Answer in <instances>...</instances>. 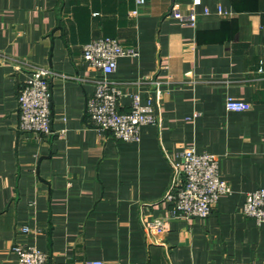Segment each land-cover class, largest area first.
Here are the masks:
<instances>
[{"label":"crops","instance_id":"0c3cea01","mask_svg":"<svg viewBox=\"0 0 264 264\" xmlns=\"http://www.w3.org/2000/svg\"><path fill=\"white\" fill-rule=\"evenodd\" d=\"M263 10L264 0H0V264H18L17 243L49 264H264V222L243 213L247 192L264 187ZM102 36L139 51L109 75L121 111L161 91L162 121L138 141L90 119L102 72L83 51ZM35 66L53 71L50 135L19 127L20 84ZM229 96L245 109H227ZM192 146L218 155L233 192L207 217H171V160ZM166 217L167 231L146 230Z\"/></svg>","mask_w":264,"mask_h":264},{"label":"built area","instance_id":"2783aa9c","mask_svg":"<svg viewBox=\"0 0 264 264\" xmlns=\"http://www.w3.org/2000/svg\"><path fill=\"white\" fill-rule=\"evenodd\" d=\"M145 1L136 0V4L139 7ZM199 3L201 0H194V4ZM138 11L136 7L132 13L136 14ZM209 12V9L205 10V13ZM218 13L226 15L228 11L220 7ZM172 14L187 19L191 24L197 21V13L194 11L184 15L178 8L173 7ZM83 55L95 69L102 72L94 79L95 92L88 99V113L99 132L110 131L117 139L138 141L143 125L161 123L159 107L161 91L158 88L156 99L149 98L143 103L140 96L135 94L130 110L121 111L118 107L121 91L109 75L117 69L120 57L139 55L137 48L124 45L116 37L102 36L87 42ZM18 64L20 67L21 64L25 65L22 61H18ZM29 71V75L20 84L18 93L19 127L25 132L50 135L54 133L51 126L50 87V76L53 71L43 66L32 67ZM226 107L229 110L240 111L245 109L246 104L229 96ZM63 133L64 131H61L60 134ZM179 157V160H171L172 180L164 197L172 205L171 217H207L221 195L233 192L230 183L219 175V157L215 153L199 152L193 146L181 151ZM243 213L258 224L264 222V187L247 192ZM169 219L166 217L148 221L145 228L148 232L167 231ZM23 230L29 231V227L24 226ZM13 251L17 255L18 264H49V254L34 245L17 243L13 246ZM94 264L103 262L95 261Z\"/></svg>","mask_w":264,"mask_h":264}]
</instances>
